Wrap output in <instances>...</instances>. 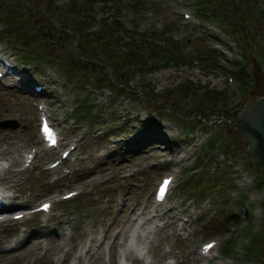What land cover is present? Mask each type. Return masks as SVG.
<instances>
[{
	"label": "rangeland",
	"instance_id": "rangeland-1",
	"mask_svg": "<svg viewBox=\"0 0 264 264\" xmlns=\"http://www.w3.org/2000/svg\"><path fill=\"white\" fill-rule=\"evenodd\" d=\"M67 2L54 0L48 9L46 0H0V21L6 19L13 24L8 29L2 28L0 24V51L21 71L20 81L12 86H3V83H12L5 77L0 80V123L5 119H14L15 122L14 129L10 128L12 125L0 126V159L12 157L11 162L16 163L19 155L14 153L15 149L25 150L35 147L37 143L35 134L38 113L36 98L31 97L33 85L37 82L44 86L45 93L51 98L48 111L58 124L63 142L76 143L74 153L79 158L72 174L62 177L60 181L58 179L53 182L60 177L54 173L56 170L43 169V165L53 155L41 149L30 169L15 172L18 173L15 176L12 171H8L0 177V186L7 189L10 196H15L12 202L10 200V204L16 205L13 208L25 210V216L20 220H13L9 214L0 221V264H49V260L51 264H115V245L126 240L136 223L134 219L140 213V217H144L145 213L147 217L151 214L150 193L156 181L176 169L180 172L173 182L166 206H175L177 214L173 215L170 211L164 216L152 215L149 224L141 227L136 223L134 226V229L138 227L133 243L147 249L152 264H166V259H173L176 264H264V198L260 197L262 200L254 204L244 201L249 191L263 192L264 197L262 167L247 154L240 137L225 125H214L212 120L209 126H214L207 129L204 125L182 119L181 126L179 121L174 120L175 117L169 116L163 109V106L173 103L183 115L192 109L207 119L210 112L228 115L241 108L247 100L263 95L264 65L257 60V50L259 47L264 48V23L255 26L259 27L254 29L256 37L251 35L250 40H246L239 36L245 47V51H240L235 33L227 34L219 28L225 29L222 24L224 18L218 14L219 9H213L210 0H206L205 7L207 5L216 16L209 17L206 22L191 14L189 19L182 22L175 16L182 15L180 7L184 4H189L192 9L190 0H155L161 6L151 10L153 15L126 10L110 13V16L118 17V22L124 28L130 30L126 34L148 33L149 38H155V43L164 49L172 51L166 44L173 42L172 33L178 34L176 53L179 54V61L163 66L156 73L146 72L134 77L128 73L127 78L111 87H107L104 69H101L100 75L98 69L88 64L93 72L88 69L84 72L75 71L83 74L85 81H89L79 92L77 87L81 84V77L75 75L68 81L60 71V65L70 60L75 47L69 35L72 25H65L69 20L66 12L55 15V10L64 9ZM155 2L152 0L149 5ZM48 4L51 5V0ZM242 4L247 5V2L244 0ZM221 5L227 7L229 2L218 0V6ZM99 10L101 8L92 12L94 17L97 13V19L101 17ZM224 11L229 15L230 8ZM229 18L235 19V13L229 15ZM207 30L213 31V39L207 36ZM213 42H217L219 50L212 49ZM99 44L105 45V42L101 40ZM225 50L228 68L222 62L225 59L221 51ZM93 56H96L95 53ZM245 56L246 62L249 59L252 66L242 68L244 77H248V90L242 98H238L239 80L231 61L237 59L242 62ZM86 59H89V55ZM232 72L234 76L230 75L234 83L230 86L225 80V74ZM109 74L112 76L110 70ZM129 77L131 81L127 82ZM188 81L214 90L223 89L228 95L232 94L227 100L235 98V101L229 105L221 104L212 110L180 94H169L168 90ZM150 92L153 93L151 97ZM150 99L158 101L151 102ZM84 105L87 107L82 108ZM77 107L82 108V111L77 110ZM163 116L166 117L160 119ZM177 116L180 117V114ZM180 127L187 135L179 130ZM216 127L219 129L216 130ZM150 130L157 137L159 131H166L171 149L187 143V147L192 148L188 160L169 162L166 166L161 163L149 166L146 162L157 159L152 152H159L162 156L165 154V150L159 151L157 148L159 143L141 146ZM212 136L219 143L213 149L206 145ZM225 139L228 154L225 152ZM151 149L155 150L149 151ZM133 161L138 163L133 164ZM72 165V161L65 163L69 169ZM170 165L172 169L168 170ZM191 167L195 169L193 172L183 173L184 169ZM185 178L188 179L185 181ZM46 181L54 184L49 185ZM135 182L136 187L131 188ZM256 182L259 183L255 185ZM73 188L82 189L81 194L74 199L76 202L81 200L78 206L71 207L72 201L53 202L52 217L38 214V218L29 221L35 214L31 215L27 209L36 207L43 199L54 198ZM96 194L106 199V206L102 209L98 201L92 199ZM61 210L63 215L58 217ZM184 211L189 216V222L184 225L182 233L177 235L174 227L181 221L177 218ZM244 217H247L246 220L238 223ZM58 219L61 221L57 223ZM81 221L86 231L84 234ZM48 223V232L51 234L40 229ZM59 225L62 228L59 229ZM228 225H232L234 231L230 233L227 230L223 235L222 230ZM65 228L71 230L70 241L66 242L63 241L64 235L59 232ZM26 229L28 232L24 239H17L20 241L15 244L17 248L6 251L4 242L8 241L7 238L15 231L25 232ZM37 232L41 237L35 238ZM30 233L33 238L26 240ZM215 234H222V239L230 237L231 241L236 236L235 249H222L219 252L222 257L215 258L213 262L210 258L193 256V249L198 248L208 236ZM56 235L59 236L58 251L55 246ZM92 237L98 241L92 242L94 245L89 247ZM28 244L29 252L25 248ZM86 246L87 252L84 253ZM130 250L135 252V248H127L124 252L134 263Z\"/></svg>",
	"mask_w": 264,
	"mask_h": 264
},
{
	"label": "trees",
	"instance_id": "trees-1",
	"mask_svg": "<svg viewBox=\"0 0 264 264\" xmlns=\"http://www.w3.org/2000/svg\"><path fill=\"white\" fill-rule=\"evenodd\" d=\"M114 1V0H111ZM115 1H121V0H115ZM244 0H235V15H239L241 17H244L247 19V22H250L251 20L258 21L259 23H264V7L262 2L264 0H245L247 2V5H243ZM139 3L138 0L132 3V6L134 8H137V4ZM199 5L201 3L205 4L206 0H198ZM72 8L75 6L74 0L71 2ZM87 5L89 6V3H85L83 1V6ZM81 6V7H83ZM70 9L72 12L79 13L80 8ZM199 13L203 15L204 8L201 6L198 9ZM116 30H105L102 29V34L107 36L106 41L108 42L106 44L107 47H119V44L121 47L125 48L126 52L124 54L123 59L117 60V65L119 67H130L132 65L141 66L142 68L147 67L149 70H153L157 68V66L154 64L155 60L159 59V62H163L165 60V57L163 55V51L161 48H159V45H157L153 41L145 40L144 35H137L136 38H133L132 36H127L125 34V37L127 40H125L123 37L116 34ZM260 56L264 54V49L260 48ZM178 60V57H176L175 61ZM149 62V64H148ZM114 67V66H113ZM91 70L88 63L83 62L81 66H73L72 64H69L67 69L65 70L66 73L74 72L75 70ZM207 99H210V94L207 92Z\"/></svg>",
	"mask_w": 264,
	"mask_h": 264
},
{
	"label": "water",
	"instance_id": "water-1",
	"mask_svg": "<svg viewBox=\"0 0 264 264\" xmlns=\"http://www.w3.org/2000/svg\"><path fill=\"white\" fill-rule=\"evenodd\" d=\"M223 121L241 135L242 141L249 143L248 152L264 166V96L248 102L237 117H226Z\"/></svg>",
	"mask_w": 264,
	"mask_h": 264
},
{
	"label": "snow or ice",
	"instance_id": "snow-or-ice-1",
	"mask_svg": "<svg viewBox=\"0 0 264 264\" xmlns=\"http://www.w3.org/2000/svg\"><path fill=\"white\" fill-rule=\"evenodd\" d=\"M43 132L45 133L46 138L52 140V143L55 144V140L53 138V134H52L51 130L48 128L47 124L44 125ZM170 183H171L170 179L164 181L163 185L161 186V188L159 190L158 199H161L162 200L164 198V196L167 193V190H168V187H169ZM45 208H47V206H45ZM17 218H19V217H17ZM211 247H213V245H207L205 247L204 251L207 253V251Z\"/></svg>",
	"mask_w": 264,
	"mask_h": 264
},
{
	"label": "bare ground",
	"instance_id": "bare-ground-1",
	"mask_svg": "<svg viewBox=\"0 0 264 264\" xmlns=\"http://www.w3.org/2000/svg\"><path fill=\"white\" fill-rule=\"evenodd\" d=\"M146 215H147V213H146ZM151 218H148L147 219V222L149 223V222H151ZM127 222H128V220H127ZM145 225H147V223H142V226L141 227H143V226H145ZM130 230V229H129ZM128 230V231H129ZM98 240H97V238H95V237H93V238H91V245L90 246H93L94 244L92 243V242H97ZM33 246H36L35 244H33ZM89 246V247H90ZM26 248V250H27V252H29V244L25 247Z\"/></svg>",
	"mask_w": 264,
	"mask_h": 264
}]
</instances>
